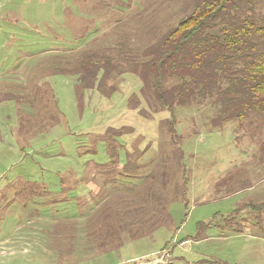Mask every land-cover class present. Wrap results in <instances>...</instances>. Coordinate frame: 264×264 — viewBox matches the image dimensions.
I'll list each match as a JSON object with an SVG mask.
<instances>
[{"label": "rangeland", "instance_id": "rangeland-1", "mask_svg": "<svg viewBox=\"0 0 264 264\" xmlns=\"http://www.w3.org/2000/svg\"><path fill=\"white\" fill-rule=\"evenodd\" d=\"M193 5L0 0V84L8 87L0 85V96L12 94V103L0 102V264H264V216L243 208L264 202V115L213 128L216 108L208 102L157 111L141 94L144 53ZM89 53L114 67L105 96L77 87L75 68ZM56 107L63 121L50 119L43 129L48 117L36 112L54 115ZM172 114L175 140L166 123ZM106 127L128 131V148L145 151L136 154L140 168L127 179L115 173L114 185L84 175L88 162L108 158L100 143L97 154L83 153L94 148L83 134ZM162 172L170 175V197L175 183L188 180L186 195L170 198L168 224L139 238L124 234L102 252L101 220L116 212L100 210L102 191L114 196L109 208L118 209Z\"/></svg>", "mask_w": 264, "mask_h": 264}, {"label": "trees", "instance_id": "trees-1", "mask_svg": "<svg viewBox=\"0 0 264 264\" xmlns=\"http://www.w3.org/2000/svg\"><path fill=\"white\" fill-rule=\"evenodd\" d=\"M144 54L147 61L142 63L145 70L141 94L157 111L173 112L176 106L196 107L208 102L216 108V114L210 119L213 128H221L232 121H244L253 115H264V0H194L193 10ZM107 64L108 61L92 58L90 53L79 60L74 73L78 75V89L96 91L105 96V92L111 89L107 78L114 71L112 64ZM43 114L36 112L35 115L48 117L46 124L42 123L43 129L48 128L50 119L54 118L57 124L64 118L58 107L54 115ZM174 119L172 114L171 121L166 120L173 140L176 138ZM104 129L102 133L83 134V137H93L94 146L83 153L97 154L95 144L100 143L104 145L108 158L107 162H93L92 166L88 162L84 175L90 176L92 181H95V175H101L104 176V185H114L115 173L122 180L140 168V157L136 154L142 155L145 151L132 152L128 148V131L113 127ZM180 149L174 153L179 171L181 165H185ZM261 150L264 152V141ZM123 158L125 164H122ZM149 179L152 182L148 183L145 194L141 191L135 198L121 200L118 209L109 208L114 196L102 191L105 199L100 210L116 211L113 214L104 212L101 220L103 228L107 227L106 231L103 229L99 233L103 235L100 238V241L103 239L102 252H106L113 241L121 243L124 234L132 239L139 238L168 224L171 219L168 213L170 198L185 196L188 180L184 178L182 187L175 183L174 194L170 197L167 187L170 175L162 172L160 180L154 174ZM126 186L124 192H130L131 188ZM42 189L43 193L50 194L44 187ZM51 199L61 200L56 196ZM243 208L264 216V202L248 203ZM115 225H118L119 233L115 232Z\"/></svg>", "mask_w": 264, "mask_h": 264}, {"label": "crops", "instance_id": "crops-1", "mask_svg": "<svg viewBox=\"0 0 264 264\" xmlns=\"http://www.w3.org/2000/svg\"><path fill=\"white\" fill-rule=\"evenodd\" d=\"M0 85L2 86V88H5L6 91L8 90V87H6V86L4 87L3 84H0ZM1 86H0V93L3 92ZM6 91H5V92H6ZM7 94H8V92L5 93L4 95H2V97L0 96V102H3V103H5V104H8V105H9V104L12 103V102H9V99H8V97H7V96H8ZM10 110L12 111V108H10ZM19 111H20V109H18V110H16V111H13V112H16V113H17V112H19ZM19 114H20V113H19ZM19 114H18V115H19ZM1 115H2V114H1ZM12 129H13V128H12ZM13 131H14V130H13Z\"/></svg>", "mask_w": 264, "mask_h": 264}, {"label": "built area", "instance_id": "built-area-1", "mask_svg": "<svg viewBox=\"0 0 264 264\" xmlns=\"http://www.w3.org/2000/svg\"><path fill=\"white\" fill-rule=\"evenodd\" d=\"M183 245H186V243H184Z\"/></svg>", "mask_w": 264, "mask_h": 264}]
</instances>
